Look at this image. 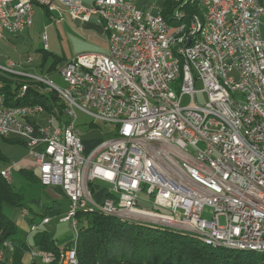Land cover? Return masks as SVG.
<instances>
[{"label": "built area", "instance_id": "built-area-1", "mask_svg": "<svg viewBox=\"0 0 264 264\" xmlns=\"http://www.w3.org/2000/svg\"><path fill=\"white\" fill-rule=\"evenodd\" d=\"M158 2L143 13L131 0H0V40L22 35L40 7L59 18L58 8H67L78 23L97 17L107 41L105 54L55 67L63 89L37 74L31 57L0 64V75L20 85L16 98L41 85L62 105L61 117L41 123L40 108L5 110L0 92V138L23 141L40 185L62 190L69 206L60 222L73 233L74 209L97 208L211 249L264 255V0H174L172 25ZM194 3L199 16L186 23L179 5ZM137 80L146 81V97ZM199 94L205 102L198 104ZM184 97L191 104L181 107ZM76 111L92 125H113L114 137L91 141L86 151ZM95 181L109 186L101 201ZM206 209L210 219L202 218ZM62 250L63 260H55L34 249L32 264H71V244Z\"/></svg>", "mask_w": 264, "mask_h": 264}, {"label": "trees", "instance_id": "trees-1", "mask_svg": "<svg viewBox=\"0 0 264 264\" xmlns=\"http://www.w3.org/2000/svg\"><path fill=\"white\" fill-rule=\"evenodd\" d=\"M161 15L164 21L171 24L172 10L176 7L174 0H159ZM187 16L188 23L193 16H199L196 4L179 5ZM46 15H51L46 9L41 8ZM22 36V35H20ZM19 36V37H20ZM14 38H10L11 40ZM37 64L32 59V68L36 72L53 74L55 67L66 61L64 58L53 57L51 65L45 70V65L51 55L47 50H39ZM36 54V53H35ZM24 58L30 57L24 52ZM46 71V72H45ZM3 85L0 91L5 96L7 105L12 106H40L46 116L62 115V105L52 92H43L44 86L29 87L23 98H16L20 85L7 77L0 75ZM42 89V90H41ZM2 143L15 146L20 151H26L23 141L16 138H0ZM98 141V140H95ZM0 152V160L4 157ZM27 179L40 184L36 175L20 170ZM23 194L14 190L10 182L4 180L0 174V246L9 242L13 252H4L0 264H23L22 258L26 252V244L19 239V230L16 225L4 214V206L13 208L22 206ZM58 206L47 207L42 212V217L58 213ZM78 237L76 252L78 264H264V255L211 249L196 242L193 238L183 236L167 229H158L137 223L122 220L115 216H105L100 213L78 212ZM34 245L58 257L59 247L53 236L42 231L34 236ZM67 246H70L67 245Z\"/></svg>", "mask_w": 264, "mask_h": 264}, {"label": "rangeland", "instance_id": "rangeland-1", "mask_svg": "<svg viewBox=\"0 0 264 264\" xmlns=\"http://www.w3.org/2000/svg\"><path fill=\"white\" fill-rule=\"evenodd\" d=\"M131 1H133L137 9L143 13L149 12L148 8H146V4L149 5L156 2V0ZM59 12L62 18H59L57 14L54 13L51 15H46L40 7H35L33 24L29 29L24 31L22 36H18L11 40H8L10 37H5L3 40H0V64L5 63L6 59L12 60L14 62L24 61L26 59L24 58V52L34 60L35 64H37L39 59H35L32 55L39 56V50L44 49L42 45L43 36L46 37L47 49L45 50H47L51 55L45 65V70H47L49 65H51L53 57L70 60L74 57L76 50L84 48L82 51H94L93 49H97L104 42H106L104 35L91 30L89 27H87L88 24L86 25V23H76L69 18L68 13L63 9H60ZM154 13V11L151 12L152 15H154ZM93 21L94 20H91L89 24H92ZM73 41L75 42L73 43ZM81 54L84 53L77 54L76 56ZM36 73L42 75L44 78L51 79V81L58 88L63 89L65 87L63 79L58 75L52 76L53 74L41 73L40 69H37ZM195 89H201L200 82H197ZM43 92L46 91L43 90ZM203 102H205V96L202 94L197 95L196 103L199 104ZM190 104L191 102L188 97H184L181 100V107L189 106ZM76 116V127L82 133L83 140L85 142L90 143L91 141L95 140L106 141L114 137L113 125H106L103 123H96L92 125L91 119L79 111H76ZM85 142H83V144L86 145L85 149L88 151L91 147H93V145H88ZM23 165L28 166L29 169L37 174L38 171L36 166L32 164H26V162H24ZM4 167L5 164L0 161V169H4ZM18 169V167L11 168L10 183L14 190L23 194L22 206L19 208H13L11 206L5 205L3 211L9 219L16 220L17 218V226L19 228L18 237L19 239L24 240L25 231L22 230L21 224L28 228L30 225V220L32 219L33 224L38 225L42 219L40 215L43 212V209L49 205L52 198L50 197V194L47 192V190H45L40 184L24 177L21 173H19ZM92 189L94 191L96 200L101 201L106 191L109 189V186L95 181L92 184ZM57 197L59 204L58 213L52 216L47 215V217L51 219V222L44 227H40L39 231H46L50 233L56 240L57 245L60 248H63L75 240V235L68 224L60 222V218L63 217L68 210L69 202L62 194ZM22 210L27 211V216L24 218H21L20 216V212ZM153 210L163 215H169V212L166 210L159 208H154ZM202 218L210 219V210L206 209L202 214ZM218 223L223 225L224 219L219 218Z\"/></svg>", "mask_w": 264, "mask_h": 264}, {"label": "crops", "instance_id": "crops-1", "mask_svg": "<svg viewBox=\"0 0 264 264\" xmlns=\"http://www.w3.org/2000/svg\"><path fill=\"white\" fill-rule=\"evenodd\" d=\"M95 0H82V2L85 4V5H90V4H92L93 2H94ZM35 8V7H34ZM37 8V7H36ZM63 14H65V13H63ZM91 20H94L93 21V23L92 24H89L90 22H91ZM89 22H84V23H86V25H87V27H89L91 30H94V31H96V32H98V33H100L101 35H104V37L106 38V35H105V33H104V30H103V28H102V26H103V24H102V22H101V20L100 19H98L97 17H93L92 19H91ZM76 22V21H75ZM76 23H78V22H76ZM80 24V23H79ZM102 25V26H101ZM75 41H73V43H74ZM42 45H43V43H42ZM43 48L44 49H47V44H46V48L44 47V45H43ZM106 48H107V41L106 42H104L101 46H99L97 49H93V48H91V49H93L94 51H90V52H88V51H82L83 49H79V50H76L75 51V55H74V57L77 55V54H80V53H84V54H86V53H91V54H105V52H106ZM73 57V58H74ZM67 60V59H66ZM85 142V141H84ZM86 144H88V145H91V144H89V143H87V142H85ZM86 146V145H85ZM0 152H2L1 154L3 155V159L2 160H0V161H2L4 164H5V167H4V169H7V168H19L18 169V171H19V173H20V170H23V171H27V172H30V173H32V174H34V175H36L37 177H38V172H37V174H35V172H33L31 169H29V167L28 166H25V165H23L24 164V162H26V164H32V165H34V166H36L37 167V165H35V163H34V161H33V158L28 154V152H26V151H20L19 149H17L15 146H12V145H7V144H5V143H2V141L0 140ZM4 169H0V172L2 171V170H4ZM37 171H38V168H37ZM45 190H47V192L50 194V197L52 198L51 199V201H50V203H49V205L48 206H46L44 209H43V211L47 208V207H52V206H58L59 207V204H58V197L57 196H59V195H63L64 197H65V195L63 194V192H62V190L60 189V188H58V187H43ZM107 192V191H106ZM106 194V193H105ZM104 197H105V195H104ZM103 197V198H104ZM66 198V197H65ZM67 199V198H66ZM68 201V200H67ZM26 211V210H25ZM22 212V211H21ZM20 212V216H21V218H24L25 216H27V211H26V213L25 214H22ZM42 214V213H41ZM40 217H42V215H40ZM45 218H47V219H49V222L47 223V224H45V225H43L42 224V220L43 219H45ZM15 225H16V227L18 228V222H17V218H16V220H14V219H10ZM51 222V219L50 218H48V217H42V219H41V221H40V223L38 224V225H35V224H33V220L31 219L30 220V225L28 226V228L27 227H25L23 224H21V228H22V230H24L25 231V234H24V243L26 244V248H27V250H26V252L24 253V255H23V258H22V263L23 264H32L33 262H32V258H31V256H30V252L32 251V250H34V249H38L35 245H34V236H35V234H37V233H39L40 231H39V228L40 227H44V226H46V225H48L49 223ZM37 226V231L36 232H34V233H31L30 232V227L31 226ZM18 230H19V228H18ZM59 247V246H58ZM66 247V246H65ZM65 247H63V248H65ZM59 250H62V248H60L59 247ZM5 254V253H4ZM34 262L36 263V264H40V261L38 260V259H36L35 258V260H34Z\"/></svg>", "mask_w": 264, "mask_h": 264}, {"label": "bare ground", "instance_id": "bare-ground-1", "mask_svg": "<svg viewBox=\"0 0 264 264\" xmlns=\"http://www.w3.org/2000/svg\"><path fill=\"white\" fill-rule=\"evenodd\" d=\"M60 9L65 10L69 16V10H67V8H58V15L61 16V14L59 12ZM33 16H34V13H32L31 25L33 24ZM31 25H24V31L29 29L31 27ZM134 29H143V22H134ZM137 88L139 90V93L142 96L146 97V81L145 80H137ZM13 108H32V109H39L40 108V121H41V123H49L50 116H46L44 113V110L40 106H12V105H7L6 101L4 100V109L5 110H12ZM0 174L4 178V170H2L0 172ZM78 212H85V213L97 212V213H100V214L105 215V216H115V217H118L122 220H127V221H132V222H137V223H143L146 225V222H139L138 220L129 218V216H127L125 214L109 213V212H105V211H103L101 209H97V208H77V209H74V217H76ZM74 235H75V240L71 243L72 251L70 252V261H71V264H78L76 244H75L77 237H78V225H75ZM6 244L8 246H12L9 242H6ZM5 251H6V245L4 242L2 244V247L0 246V257L4 256ZM1 259L2 258H0V260ZM55 260H63V250L59 251L58 257L56 258V256H55Z\"/></svg>", "mask_w": 264, "mask_h": 264}]
</instances>
